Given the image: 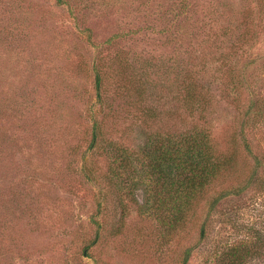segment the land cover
I'll return each mask as SVG.
<instances>
[{"label":"rangeland","instance_id":"obj_1","mask_svg":"<svg viewBox=\"0 0 264 264\" xmlns=\"http://www.w3.org/2000/svg\"><path fill=\"white\" fill-rule=\"evenodd\" d=\"M66 1L0 0V264H183L188 247L187 264H264V244L249 258L264 192L244 142L264 150L247 114L264 101V0ZM189 76L206 100L195 113L175 98ZM196 124L234 162L175 234L141 214V183L119 190L105 146L137 153Z\"/></svg>","mask_w":264,"mask_h":264},{"label":"trees","instance_id":"obj_2","mask_svg":"<svg viewBox=\"0 0 264 264\" xmlns=\"http://www.w3.org/2000/svg\"><path fill=\"white\" fill-rule=\"evenodd\" d=\"M57 2L64 4L67 1L57 0ZM185 4L186 0H182V5ZM86 30L90 38L91 30L90 28ZM102 80L101 74L97 72L95 85L100 99H102V93L100 94ZM135 82L138 87L133 84L131 86L137 91L138 100H140L143 89L138 80ZM197 86L195 78L189 76L178 90L177 97L175 96V98H181L182 105L190 113L204 109L206 105V100L203 98L204 94L196 92ZM261 101L252 96L247 109V114L249 112V126L264 121V101L262 104ZM99 124L96 120L93 126L90 147L98 145L99 141L103 140L100 137ZM243 137L245 138L244 135ZM244 142L246 149L255 160V169L248 181L249 187H258L264 192V150L255 149L251 145L250 139L249 142L246 139ZM105 149L108 151L110 159L118 164L119 169H113L112 173L115 179L121 178L122 183H120L119 190L123 191L129 188L131 192H134L135 188L141 183L144 187L145 201L138 207L139 211L143 215L155 216L159 222L175 234L187 222V212L189 213L192 210L199 196L226 171L231 170L230 167L234 162L231 154H225L216 149L212 142L211 131L204 124H196L186 131L168 135L155 132L149 135L141 152L131 151L130 147L119 144L115 140H110ZM134 157L141 162L139 169L131 166ZM135 171H138L137 174L128 177L126 181L130 180V182L124 185L123 172L129 174ZM88 176L90 177V175ZM243 187L246 189V183ZM133 201L138 202L135 195ZM214 203L212 206H214ZM201 232L205 236L204 227H202ZM262 244H264V229L262 231L256 229V233H249L250 259ZM191 253L192 248H186L183 264H187ZM235 255L238 256L237 253ZM232 262H229V264H241L242 259L238 256L235 260L232 259Z\"/></svg>","mask_w":264,"mask_h":264}]
</instances>
